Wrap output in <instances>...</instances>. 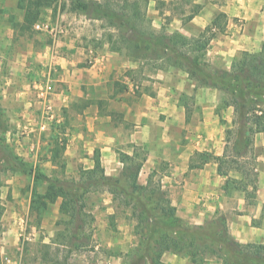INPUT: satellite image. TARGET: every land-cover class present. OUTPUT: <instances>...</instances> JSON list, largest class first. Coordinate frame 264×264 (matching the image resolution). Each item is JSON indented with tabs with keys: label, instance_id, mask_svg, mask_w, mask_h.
Masks as SVG:
<instances>
[{
	"label": "crops",
	"instance_id": "obj_1",
	"mask_svg": "<svg viewBox=\"0 0 264 264\" xmlns=\"http://www.w3.org/2000/svg\"><path fill=\"white\" fill-rule=\"evenodd\" d=\"M3 1L0 0V6ZM147 1L146 17L154 30L164 28L186 37H197L218 14H224L223 31L214 30L215 37L209 43L206 56L210 64L225 70L230 69L239 53H258L264 44V0H191L200 9L188 22H183L185 15L176 9L177 13L171 8L160 12L155 7L156 0ZM160 1L166 6L173 2ZM58 17L66 19L70 32L68 37L53 42L48 48L50 56L46 64L49 68L56 67L53 80L59 83V89L54 87L49 97V119L63 127L65 124L64 152L72 154L71 175L76 169L78 173L81 168L93 167L92 155L96 149L104 174L117 176L123 165L116 152L131 156L138 149L143 151L145 160L137 182L146 185L149 175L156 177L179 218L201 225L223 215L228 233L235 241L264 246V133L256 134L252 144L255 198L247 199L237 190L226 195L223 186L227 178L217 173L215 162L200 168L189 167L195 153L222 156L224 152L225 130L233 127L234 111L227 107L217 114L223 92L196 87L186 72L175 67L146 73L144 62L111 52L107 44L85 41L83 32L91 19L84 14L66 12L59 13ZM117 82L121 85L114 87ZM108 85H112L110 91ZM21 87L26 88L24 84ZM116 87L125 89L115 92ZM24 91L18 90L15 94L17 101L19 97L26 100L24 110L14 111L24 121H12L14 127L27 128L37 122L28 111L31 103ZM107 101L111 103L109 107L105 106ZM80 102L86 106H80ZM73 103L79 107L72 108ZM61 111L66 115H61ZM72 113L77 115L78 124L66 127V116ZM228 176L242 178L232 171ZM100 197L103 214L106 217L114 214L112 196L103 192ZM94 219L93 238L97 236L103 246L117 253H89L93 258L89 264H123L121 252L125 251L126 240L132 243L135 236L129 233L128 238V233H122L123 229L115 226L117 231L121 230L119 238L115 243L108 242L111 230L107 229V223L95 215ZM161 259L165 264L188 263L187 258L172 253H164Z\"/></svg>",
	"mask_w": 264,
	"mask_h": 264
},
{
	"label": "trees",
	"instance_id": "obj_2",
	"mask_svg": "<svg viewBox=\"0 0 264 264\" xmlns=\"http://www.w3.org/2000/svg\"><path fill=\"white\" fill-rule=\"evenodd\" d=\"M57 0H21L23 10L20 23L13 26L19 34L31 33L43 9L50 8ZM147 0H71L70 12H80L95 20H105L110 31L103 33L102 44H107L111 52L124 53L133 61L150 64L153 70L168 67L179 68L195 81L196 87L213 88L223 92L224 98L216 112L232 107L233 127L225 130V149L222 156L210 153H195L189 167L200 168L213 161L217 173L226 177L223 191L229 195L237 190L247 199L255 198V157L252 150L254 136L264 133V44L258 53L241 52L232 61L230 69L225 70L207 61V48L215 37L214 30L223 31L226 16L218 14L210 26L197 37H186L179 32L169 33L151 27L146 17ZM185 15L183 22L190 21L198 13L200 6L191 0H173L171 3ZM118 86L115 83L114 87ZM125 87L115 89L123 91ZM102 101L99 102L101 106ZM72 108H78L73 103ZM83 106H86L85 104ZM221 123L224 121L221 120ZM8 125L0 107V189L1 176L17 170L24 171L27 166L14 153L6 141ZM234 138V148L229 154V142ZM65 141L54 138L49 163L58 166V173L41 175L34 173V187L29 207V217L35 228H40L43 218L52 205L58 204V228L49 243L38 242L41 250L40 261L59 264L60 253L66 264L74 253L92 248L93 213L88 207V197L108 192L112 196L114 214L108 219L114 221L117 215L133 222L132 234L137 244L123 256V264H165L164 253L186 257L192 264H208L215 259L217 264H264V246L243 245L228 233L223 215L206 220L201 225L191 224L176 215L168 193L159 181L153 183L149 175L146 185L137 182L144 155L134 149L133 155L117 151L122 163L117 176H106L100 163V153L93 151V167L79 169L77 177L65 175V163L61 155ZM237 158H248L249 169L238 165ZM234 171L241 175L237 180L229 177ZM249 181L245 182L244 179ZM41 181L45 182L43 192L38 190ZM4 205L0 201V218ZM264 211V209H263Z\"/></svg>",
	"mask_w": 264,
	"mask_h": 264
},
{
	"label": "rangeland",
	"instance_id": "obj_3",
	"mask_svg": "<svg viewBox=\"0 0 264 264\" xmlns=\"http://www.w3.org/2000/svg\"><path fill=\"white\" fill-rule=\"evenodd\" d=\"M71 0H57L50 8L43 9L37 21L49 22L51 25L58 24L62 29H65V34H58L56 40H63L69 36V28L66 26V19L58 17L59 13L70 12L69 4ZM21 0H5L0 6V107L2 115L8 125V132L6 133V141L13 149L14 153L22 160L27 166L26 170L15 172H8L1 176L3 186L0 189V201L4 205V211L0 218V264L3 257H12L19 259L20 264H51L40 261L42 255L38 242L49 243L53 234L55 233V222L58 219V207L52 205L42 220L40 228H35L32 224V219L29 217V207L34 187V173L38 169L41 175H52L58 173L59 167L52 166L49 163L51 149L53 147V139H63L66 132L65 124L55 122L48 118L47 114L42 112L41 105L43 102L37 94V89L34 88L35 84L42 86L47 80L56 90L59 89V83L54 82V75H57L56 67H50L46 64L47 58L50 56L48 48L52 45V38L43 32H37L33 28L31 33L19 34L18 30L13 29V26L22 21L23 10L19 8ZM152 5V4H150ZM149 7L148 1L146 2L145 9ZM153 7V6H152ZM155 7L160 12L165 9L177 10L175 5L171 4L166 6L160 0H156ZM177 11H176V10ZM172 11V10H171ZM170 11V12H171ZM188 11H186L185 15ZM172 13V12H171ZM106 27L105 20L87 21L83 37L85 41L101 42L103 40V33L110 31ZM124 54V53H123ZM125 57H127L124 54ZM129 58V57H127ZM24 63V64H23ZM146 73L153 69L150 64H145ZM8 82V85L5 84ZM120 86L121 84L117 82ZM26 88H22V85ZM108 91L112 89V85H108ZM117 89V87H116ZM6 90V91H5ZM18 90H25L27 92V101L30 102L28 111L33 118H37L35 125H30L27 128H19L12 126L16 120L23 122L22 115L15 116L14 111L24 110V98L19 97L16 100L15 94ZM5 91V92H4ZM111 100V99H110ZM41 104V105H40ZM84 103L80 102V106ZM110 102L107 101L105 106L109 107ZM79 107V106H78ZM41 109V110H40ZM41 112V113H40ZM50 114V113H49ZM66 115L61 111V115ZM66 127L77 125L75 121L78 119L77 115L67 114ZM69 117V118H68ZM44 124V131L39 130V126ZM22 125V124H21ZM14 127V128H13ZM229 154L234 148V138L229 142ZM86 152L85 150H82ZM143 151H139L141 156ZM87 154L85 153L84 156ZM232 155V154H231ZM72 154L63 152L61 161L65 163V175L67 177H75L78 173L74 171V175L69 172ZM238 165L242 168L249 169L251 162L248 158H237ZM69 174H66V173ZM233 174L237 172L232 171ZM76 175V177H77ZM153 183L158 181L156 177H152ZM245 182L249 181L248 178L244 179ZM45 189V182L41 181L38 190L43 192ZM100 193L90 195L88 197V207L94 215L107 223V229L111 230L107 237L108 242H116L119 238L121 230H116L115 226L123 229L122 233H129L133 235L132 228L133 222H130V227L124 220V216L117 215L114 221H111L103 214L101 207ZM128 222V221H127ZM94 224V223H93ZM127 236V234H126ZM123 237V234L121 235ZM97 238H93L92 248L80 253L72 254L66 264H89L93 259L89 253H117L108 250L106 246ZM137 244V237L133 238L132 243L126 240L125 251L123 256L128 253L133 246ZM98 249H95V247ZM113 247V246H112ZM65 253H60L58 262H63L62 257ZM122 255V254H121ZM20 257V258H19ZM186 258V257H183ZM188 259V258H187ZM125 261V260H124ZM208 264L214 263L215 259L208 260ZM185 264V263H184ZM192 264L188 259V263Z\"/></svg>",
	"mask_w": 264,
	"mask_h": 264
},
{
	"label": "built area",
	"instance_id": "obj_4",
	"mask_svg": "<svg viewBox=\"0 0 264 264\" xmlns=\"http://www.w3.org/2000/svg\"><path fill=\"white\" fill-rule=\"evenodd\" d=\"M33 29L37 32H43L48 34L51 38L52 41L55 42L57 41L56 38L58 36V34H65L66 30L62 29L58 26V24H50L49 22H44V21H37L34 25H33ZM67 33V32H66ZM39 84H35L34 88L37 89V94L39 96V98L42 100L43 102V107H42V112L44 114H47L48 118L51 117V109L49 106V97L53 92V86L50 84L49 80H47L42 86H38ZM44 124H41L39 127V130L41 132L44 131ZM2 264H20L18 260L13 259L12 257H3Z\"/></svg>",
	"mask_w": 264,
	"mask_h": 264
}]
</instances>
